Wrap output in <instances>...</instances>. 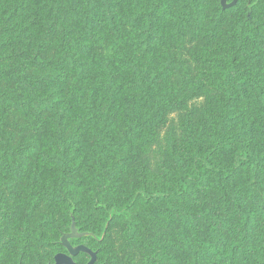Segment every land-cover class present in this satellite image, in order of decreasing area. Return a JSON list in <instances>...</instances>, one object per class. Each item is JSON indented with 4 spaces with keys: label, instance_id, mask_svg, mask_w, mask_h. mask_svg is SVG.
Listing matches in <instances>:
<instances>
[{
    "label": "rangeland",
    "instance_id": "1",
    "mask_svg": "<svg viewBox=\"0 0 264 264\" xmlns=\"http://www.w3.org/2000/svg\"><path fill=\"white\" fill-rule=\"evenodd\" d=\"M220 1L0 0V264L53 263L72 211L99 232L111 208L173 186L222 132L225 161L241 146L264 158V10L245 24L247 0L223 16ZM68 40L83 71L62 64ZM35 84L59 113L23 104ZM222 186L244 191L245 178L137 201L103 242H82L101 252L96 264H193L182 219L201 248L214 216L236 223Z\"/></svg>",
    "mask_w": 264,
    "mask_h": 264
},
{
    "label": "trees",
    "instance_id": "2",
    "mask_svg": "<svg viewBox=\"0 0 264 264\" xmlns=\"http://www.w3.org/2000/svg\"><path fill=\"white\" fill-rule=\"evenodd\" d=\"M232 1L229 0L228 3ZM244 1L240 0L234 7L226 10H223L220 3V14L223 16L227 12L237 10ZM244 7L247 12L245 24H249L255 11L264 10V0H247ZM68 41L69 44H65L64 42V46L61 48L60 58L62 59V64L83 71L85 64L81 63V60L73 53L74 47L72 44L74 42L72 40ZM13 71L8 70V75L13 74ZM45 76L48 79L56 77V69L48 70ZM10 79L15 80V75H11ZM114 83L115 74L109 69L105 74V79L102 80V87L113 91ZM258 84L259 82L255 85L254 90H258ZM38 86L41 87L35 84L34 90L31 92L32 99L28 102H23V104L25 106L42 107L56 114L59 113V109L55 105L56 100L38 94L35 91ZM260 102L264 108V97L260 99ZM263 131L264 128L260 131V138L262 146L264 147ZM225 134V132L219 134L213 143H204L193 156L191 165L182 170L176 177L173 186L160 191L140 190L134 199L124 207L111 208L106 214V223L99 232L79 229L78 218L76 213L72 211L69 214L71 221L70 227H68V216H66L65 228L62 224L57 231L60 241L64 234L70 233L72 219L74 218L78 232L90 233L92 236L71 240V245H84L92 251L97 252L98 262L101 252L89 245L83 244L84 242L82 241L91 240L97 243L103 242L111 224L119 219L127 220L134 203L137 201L151 204L156 200H191L196 197L197 188L200 186L208 185L211 181H233L243 176L246 185L244 191H238L229 186L221 187V197H224V203L221 208L224 206L231 208V213L236 218L233 229H228V220L223 215L214 216L208 227L210 240L204 244V248H201L200 245L196 246L187 238V222L185 219H182L179 233L183 246L182 252H189L192 256L193 264H264V165L260 162L261 160L264 161V158L257 157L248 146H241L233 152L230 160L225 161L221 153L228 148L227 140L229 138ZM55 192L57 193V191ZM57 198L58 196H56L55 200ZM50 243L56 244L61 248L62 252H65L60 242ZM74 261L76 264L80 262L87 264L90 261V257L87 254H79L74 258Z\"/></svg>",
    "mask_w": 264,
    "mask_h": 264
},
{
    "label": "water",
    "instance_id": "3",
    "mask_svg": "<svg viewBox=\"0 0 264 264\" xmlns=\"http://www.w3.org/2000/svg\"><path fill=\"white\" fill-rule=\"evenodd\" d=\"M229 0H221V6L223 10L234 7L240 0H233L231 3H228ZM87 236H92L90 233H79L76 227V222L74 218L72 219V225L70 229V233L64 234L61 239V245L66 249L67 253H59L54 258L53 264H76L74 258H76L79 254H87L90 256V261L87 264H96L98 259L97 252L92 251L90 248L79 245L72 246L71 240L80 239Z\"/></svg>",
    "mask_w": 264,
    "mask_h": 264
},
{
    "label": "flooded vegetation",
    "instance_id": "4",
    "mask_svg": "<svg viewBox=\"0 0 264 264\" xmlns=\"http://www.w3.org/2000/svg\"><path fill=\"white\" fill-rule=\"evenodd\" d=\"M63 237V236H62ZM61 237V239H62ZM60 244H61V241H60ZM63 247V246H62ZM64 248V247H63ZM65 252H62V253H67L66 249L64 248ZM90 257V256H89ZM54 263V262H53ZM53 263H49V264H53Z\"/></svg>",
    "mask_w": 264,
    "mask_h": 264
}]
</instances>
